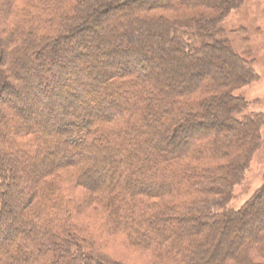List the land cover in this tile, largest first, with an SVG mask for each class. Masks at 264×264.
<instances>
[{
	"label": "trees",
	"instance_id": "1",
	"mask_svg": "<svg viewBox=\"0 0 264 264\" xmlns=\"http://www.w3.org/2000/svg\"><path fill=\"white\" fill-rule=\"evenodd\" d=\"M242 3L0 0V264H129L117 238L149 264H264V181L227 206L264 125L220 35Z\"/></svg>",
	"mask_w": 264,
	"mask_h": 264
},
{
	"label": "rangeland",
	"instance_id": "2",
	"mask_svg": "<svg viewBox=\"0 0 264 264\" xmlns=\"http://www.w3.org/2000/svg\"><path fill=\"white\" fill-rule=\"evenodd\" d=\"M102 10V9H101ZM104 10H102L103 12ZM211 13V11L209 12ZM109 16V17H108ZM102 19L97 27L100 31L107 33L106 27L110 26L115 21L112 15L105 13L101 16ZM112 20V21H111ZM220 35L228 40L232 48L243 56L249 58L258 74V78L250 84L238 89L236 95L244 96L248 101V108L244 113L250 112H262L264 113V0H243L240 7L232 10L230 14L223 20L220 26ZM109 36V34H107ZM89 40L90 36H87ZM90 45L92 44L89 41ZM107 43H103L102 47ZM102 49V48H101ZM103 51V50H102ZM154 57L147 62V66L153 65L157 67V60L159 55H156L153 51L148 50ZM158 68V67H157ZM91 91H93L91 89ZM89 92L93 95V92ZM81 101V100H80ZM3 104V103H2ZM1 104V105H2ZM105 108V107H104ZM7 110V109H6ZM215 118L210 117L216 126L223 127L220 130V136L224 137L229 134L226 123L227 120L224 116L219 115L220 112L214 110ZM262 142L259 149L253 155V158L244 173L243 179L234 186L233 196L228 203V208L239 209L241 208L251 197L255 194L256 190L263 184L264 181V125L262 126ZM83 188H76L75 194H83ZM94 211L87 213L88 215L81 216L84 223L91 226L97 225L103 217L104 212L100 209L93 207ZM89 210V209H88ZM85 217V218H84ZM247 218V217H246ZM208 219V218H207ZM248 226V225H247ZM246 231V230H245ZM236 232H234L235 235ZM251 231H246L245 235H248ZM235 236H232L231 240L234 241ZM207 248L213 249L215 243L210 242L209 237L206 239ZM221 242V237L219 240ZM224 245V244H223ZM106 251L112 256L122 259L129 264H149L150 259L146 253L142 251H134L124 247L119 238L110 241L106 245ZM212 258L210 264H216V259ZM258 260H263L257 256ZM224 262L222 261L221 264Z\"/></svg>",
	"mask_w": 264,
	"mask_h": 264
}]
</instances>
